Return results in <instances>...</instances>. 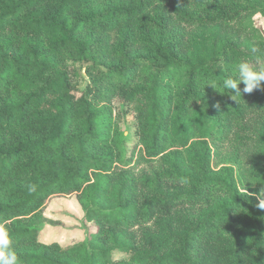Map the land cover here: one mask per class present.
<instances>
[{"label": "trees", "instance_id": "1", "mask_svg": "<svg viewBox=\"0 0 264 264\" xmlns=\"http://www.w3.org/2000/svg\"><path fill=\"white\" fill-rule=\"evenodd\" d=\"M256 9L0 0V222L20 264H264V82L223 87L239 62L264 66V39L225 32ZM73 195L95 231L41 243L42 206Z\"/></svg>", "mask_w": 264, "mask_h": 264}, {"label": "rangeland", "instance_id": "2", "mask_svg": "<svg viewBox=\"0 0 264 264\" xmlns=\"http://www.w3.org/2000/svg\"><path fill=\"white\" fill-rule=\"evenodd\" d=\"M239 5L251 10L253 4L257 6L256 10L245 13L237 25H234L227 32V36L238 38L240 42L247 40L244 31L251 32L250 42L256 43L260 38L264 39V0H237ZM164 17L169 20V30L173 32L181 31L185 39L190 42V38L195 36L198 31L195 27H188L179 23L173 16L168 7L163 9ZM115 113L122 112L121 104L113 105ZM131 119L126 115L124 128L130 129ZM135 173L143 172L146 175L151 174V169L146 166L134 170ZM189 207H186L188 209ZM42 224L38 227L37 237L45 245L57 243L61 248H69L86 242L88 234L95 231L93 224H85L81 207L79 206L76 196H54L50 198L41 208ZM152 230L149 224L139 223L133 231L136 238L142 230ZM126 258V255H120Z\"/></svg>", "mask_w": 264, "mask_h": 264}, {"label": "clouds", "instance_id": "3", "mask_svg": "<svg viewBox=\"0 0 264 264\" xmlns=\"http://www.w3.org/2000/svg\"><path fill=\"white\" fill-rule=\"evenodd\" d=\"M250 51L255 54L258 48L253 46ZM233 73L234 75H225L223 79V87L235 92L232 99L234 96L241 97L239 88L241 83L244 84L243 93H252L260 89L264 82V66L254 65L249 61L239 62L233 69ZM259 196L264 197V188L261 189ZM257 206L264 209V199H260ZM6 225L7 222H0V264H20L19 257L13 248V239Z\"/></svg>", "mask_w": 264, "mask_h": 264}]
</instances>
